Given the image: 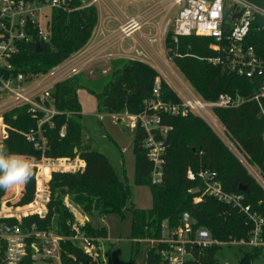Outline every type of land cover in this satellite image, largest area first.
Wrapping results in <instances>:
<instances>
[{
	"label": "trees",
	"instance_id": "1",
	"mask_svg": "<svg viewBox=\"0 0 264 264\" xmlns=\"http://www.w3.org/2000/svg\"><path fill=\"white\" fill-rule=\"evenodd\" d=\"M48 18L49 40L41 39L37 28L31 25L26 29L31 38L17 41L19 50L12 59L16 67L14 74L20 71L27 75V79H32L49 72L87 46L99 23V8L96 3L83 5V0H71L67 8H52ZM214 41L213 36L194 33L180 35L176 39L173 29L166 35L171 61L203 98L215 100L224 92L249 96L257 91L258 81L209 61L210 57L216 55L211 47ZM250 42L264 55V31L252 33ZM158 78L160 95L156 97L154 87ZM79 89H86L96 96L99 114H113L119 123L123 121V114L146 111L147 101L159 99L171 104H180L182 101L178 92L156 67L134 57L113 59L107 72L89 73L81 70L57 81L52 95L61 113L54 116V125L44 124L49 145L46 153L50 156L80 155L86 161V167L79 172L54 173L49 213L42 224L48 226L55 217L60 234L74 233L72 224L80 221L79 213L65 200L68 196L89 216L103 217L114 213L124 218L125 210L129 209L133 215L132 238L138 240L160 239L164 222L170 229L183 226L186 224V214L193 219L191 225L195 229L206 228L214 239L221 242L251 238L254 224L248 215L238 205L207 193L198 172L202 169L216 171L225 192L243 194L244 205H250L251 210L263 217L264 188L200 115L193 111L171 114L161 110L163 123L172 128L164 136L166 162L164 178L158 184L151 181L152 163L143 145L146 133L139 125L133 128L134 182L148 186L152 193V206L141 208L134 203L128 205L129 185L118 176L109 157L94 149L91 140L85 137ZM215 113L229 139L247 156L251 164L264 170V117L257 102L249 100L237 107L216 108ZM3 119L9 126V135L1 143L5 149L30 160L39 157L41 152L24 134L36 127L38 121L28 111V106L19 105L9 109L3 114ZM63 126L64 135L61 134ZM189 170L194 171V178L188 176ZM32 171V178L20 185L23 191L22 203L30 201L34 195L35 173ZM241 185L246 189L241 190ZM14 190L15 187L0 188V197L10 195ZM198 196L201 199L196 201ZM83 228L88 234L102 237L104 241L108 237V229L104 225L88 221ZM261 235L264 239V225ZM61 244L65 264H102L95 262L73 240H62ZM168 246V243L159 242L151 247L147 263L167 264L162 251ZM221 246L216 243L205 247L188 244L187 248L192 250L195 259L188 260L186 264H217L216 253ZM261 249L255 246L252 252L243 256L239 264H253L254 257Z\"/></svg>",
	"mask_w": 264,
	"mask_h": 264
},
{
	"label": "built area",
	"instance_id": "2",
	"mask_svg": "<svg viewBox=\"0 0 264 264\" xmlns=\"http://www.w3.org/2000/svg\"><path fill=\"white\" fill-rule=\"evenodd\" d=\"M70 1L0 0L2 140L9 135V126L4 122L3 114L15 106L27 105L28 111L38 121L36 127L24 134L41 152L39 157L31 159L35 173L33 198L25 203L20 202L23 196L20 185L15 186L12 194L0 197V264H65L62 258V240H73L95 262L109 264L107 252L102 249L101 245L103 238L88 234L83 228L84 223L79 221L72 224L74 230L72 235H63L58 232L55 217L48 226L42 224L49 213L54 173L79 172L86 167V161L80 155L50 156L46 153L49 145L44 124L54 125V116L61 113L57 109L55 98L52 95L54 84L81 71L86 64L90 63L94 59L91 49L89 47L82 48L64 63L55 66L47 73L36 75L32 79H27V75L20 71L13 73L16 67L12 63V59L19 50L17 41L31 38L27 35L26 29L34 25L37 28L38 36L43 40H49V11L54 7L67 8ZM96 1L98 0H83V5H90ZM169 1L172 5L180 6L173 24L176 39L180 35L193 33L213 36L215 41L211 47L215 50L216 55L210 57L209 61L213 64H221L231 72L258 81L259 88L249 96L224 92L217 99L211 100L200 96L192 86H184L182 89L178 86L179 89L176 91L182 99L180 104L153 99L147 101L146 111L138 114L127 113L131 125L133 127L139 125L146 133L143 145L152 163V183L158 184L164 178L166 162L164 136L172 128L171 125L163 123L161 110L171 114L193 111L200 115L227 144L229 143L230 148L264 188V170L251 164L247 156L229 139L227 132L225 133L218 124V117L215 113L216 108L237 107L249 100H254L264 117V55L250 42L252 33L264 31V0ZM145 22L146 20L138 15L122 21L119 29L125 34V37L140 29ZM167 66L169 70L165 68V71L163 69L159 71L162 76L165 75V72L168 73L170 79L175 82L176 73H173L172 66L169 64ZM9 72L11 73L8 74ZM154 94L156 97L160 95L159 78L154 87ZM7 96L10 98L5 100ZM219 122L221 123L220 120ZM224 130L226 131L225 127ZM64 131L65 126H63L62 135H64ZM198 175L203 180L207 193L238 205L253 222L251 238L235 242L249 243L264 248V239L261 235L264 217L251 210L250 205H244L243 194L225 192L216 171L202 169ZM188 176L194 178V171L189 170ZM200 199L201 196L195 198L196 201ZM153 242L169 244L162 251L167 264H186L188 260L195 259L192 250L187 248L188 244L205 247L220 243L219 240L212 237L208 229H195L187 221L185 225L171 229L164 222L162 237L153 239Z\"/></svg>",
	"mask_w": 264,
	"mask_h": 264
},
{
	"label": "rangeland",
	"instance_id": "3",
	"mask_svg": "<svg viewBox=\"0 0 264 264\" xmlns=\"http://www.w3.org/2000/svg\"><path fill=\"white\" fill-rule=\"evenodd\" d=\"M103 1L113 3L115 0ZM120 4H122V2ZM108 6L111 7L112 4H109ZM179 8V5L168 8L166 15V19L169 21L167 24V31L173 29L175 16L177 15ZM119 34L122 37L125 35L120 29ZM167 63L173 67V73H176V76L172 73L176 78L175 82L170 79L171 77L168 73L165 72L164 76L169 82H171L170 84L175 90L179 89L178 86L181 89L184 88V86H191L179 68L171 61L169 55L167 56V62H164L162 65H160V69H163L164 71L165 68L168 69ZM105 64V67L109 66L111 68L110 62ZM84 67L82 70L89 73H93L94 69L97 70V66L94 67L93 63H89ZM110 68L107 71H109ZM78 96L82 105V122L85 126V137L91 140V144L94 149L104 152L109 157L121 179L125 182V184L129 185L130 196L128 199V205L134 203L135 205L142 207L151 206L152 193L150 188L148 186L137 185L134 182L135 154L132 137L134 127L130 123V118L123 114V121L122 123H119L113 114H99L96 96L86 89L79 90ZM9 98L10 96L5 97V100ZM217 122L221 129L226 133L223 124H221L218 119ZM1 130L2 128L0 119V144L3 142ZM232 148L235 149L233 146ZM254 168L258 170V168ZM66 201L73 207H76V205L69 198ZM92 219L93 222H96V217H93ZM103 224L107 226L110 237L112 238L111 240L114 241H103L101 244L102 249L105 252H108L109 250L111 251L113 263L136 264V262L139 260V256L136 257V247H138V244L136 247H134V254L131 252L132 239L130 235H132V212L129 209L125 210L124 218L118 214H109L105 220H103ZM217 244H222L221 248L216 253V258L218 259L217 264H239L243 256L246 253L252 252L255 247L249 243L240 244L235 241L227 243L220 241V243ZM147 245H150V241L145 240L140 245V252L138 251V255H141L143 249L147 247ZM259 251L260 252L254 257L253 264H264V248ZM132 255L135 257L134 259H132Z\"/></svg>",
	"mask_w": 264,
	"mask_h": 264
},
{
	"label": "crops",
	"instance_id": "4",
	"mask_svg": "<svg viewBox=\"0 0 264 264\" xmlns=\"http://www.w3.org/2000/svg\"><path fill=\"white\" fill-rule=\"evenodd\" d=\"M118 2H120V0H115L113 3L103 0L96 1V4L99 8V23L97 24L94 34L88 45L85 46V48L89 47L91 49L94 56V59L90 62L91 64L93 63L94 67L97 66V70L94 69V71L97 73L98 71L106 72L110 67H105V63H111L113 59L122 56L140 58L149 62L158 70H160V65H162L164 62H167V56L169 55L166 45V35L168 32L167 24L169 22L166 19L167 11L168 8L177 5H172L169 0H121L122 4H120L121 2ZM109 4H112V6H108ZM138 15H141L146 20L142 27L134 31L131 35L125 37L120 36L119 28L121 22ZM68 198L69 197L66 196L65 200ZM151 206L138 207L150 208ZM74 208L79 213L78 218L81 223L91 221L95 225L106 226L103 224V220H105L107 215L103 217L89 216L82 212L79 207L76 206ZM93 217H96V222H93ZM130 237L132 239V254H134V247H136L138 244V247H136V257L139 256V260L136 262V264H148V250L151 247H154V245L157 243H153V239L151 238L138 240L136 238H132V235H130ZM111 239L112 238L110 237V233L108 231V237L105 239V241H114ZM145 240L150 241V245H147V247L144 246L145 248L143 249L141 255H138V251L140 252V245ZM107 257L108 263L114 264L110 250L109 254L107 253Z\"/></svg>",
	"mask_w": 264,
	"mask_h": 264
},
{
	"label": "clouds",
	"instance_id": "5",
	"mask_svg": "<svg viewBox=\"0 0 264 264\" xmlns=\"http://www.w3.org/2000/svg\"><path fill=\"white\" fill-rule=\"evenodd\" d=\"M33 162L24 155L9 153L0 144V188L26 184L33 175Z\"/></svg>",
	"mask_w": 264,
	"mask_h": 264
},
{
	"label": "water",
	"instance_id": "6",
	"mask_svg": "<svg viewBox=\"0 0 264 264\" xmlns=\"http://www.w3.org/2000/svg\"><path fill=\"white\" fill-rule=\"evenodd\" d=\"M38 45L40 46L39 43H38ZM39 50H41V49L39 48ZM98 73H100V71H98ZM240 189H241V190H245L246 187L241 185V186H240ZM185 221L191 223V222L193 221V219H192L188 214H186V215H185ZM5 227L7 228V226H5ZM7 229H9V228H7Z\"/></svg>",
	"mask_w": 264,
	"mask_h": 264
}]
</instances>
